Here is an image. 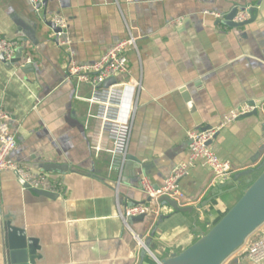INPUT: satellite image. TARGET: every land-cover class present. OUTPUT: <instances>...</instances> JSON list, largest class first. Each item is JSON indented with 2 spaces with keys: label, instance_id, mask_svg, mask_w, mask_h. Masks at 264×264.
Returning <instances> with one entry per match:
<instances>
[{
  "label": "crops",
  "instance_id": "0c3cea01",
  "mask_svg": "<svg viewBox=\"0 0 264 264\" xmlns=\"http://www.w3.org/2000/svg\"><path fill=\"white\" fill-rule=\"evenodd\" d=\"M55 12L67 22L75 64L96 62L129 32L137 38L127 56L141 90L123 165L112 164L107 151L91 150L98 127L81 99L91 89L65 78L70 58L47 26ZM241 12L246 18L236 22ZM0 38L18 43L14 63L0 58V108L17 142L11 159L59 185L51 201L24 189L14 174L0 173V264H7L6 222L36 241V264H138L139 241L156 220L129 225L118 212L148 202L138 186L142 177L160 188L187 160L189 131L216 130L209 148L233 174L264 158V115L222 124L231 109L264 103V0H47L40 14L30 0H0ZM27 57L32 70L24 69ZM46 164L67 165L68 172H44ZM226 180L213 182L205 162H196L179 181L182 207L199 206ZM240 195H226L194 216L163 208L167 219L154 235V256L187 248L199 228L215 224ZM244 249L223 264H252ZM144 264L155 261L150 256Z\"/></svg>",
  "mask_w": 264,
  "mask_h": 264
},
{
  "label": "built area",
  "instance_id": "2783aa9c",
  "mask_svg": "<svg viewBox=\"0 0 264 264\" xmlns=\"http://www.w3.org/2000/svg\"><path fill=\"white\" fill-rule=\"evenodd\" d=\"M45 0H30L33 11L37 14L44 13ZM132 3L133 0H125ZM216 19H220L218 13H208ZM246 18L245 13H238L236 22H242ZM51 22L58 29L54 33L58 45L70 58L65 68V78L75 82L77 87L86 85L90 87L91 93L88 98H81L88 104L87 118L94 120L98 127L97 142L91 146V150L98 154L107 151L112 157V164L117 159L123 165L128 147L133 113L136 104V96L141 90L138 80L131 78L129 69L128 52L137 49V38L128 33V37L108 49L96 62L92 64H75L71 60V40L68 25L65 19L57 12L51 16ZM18 43L14 40L0 38V57L11 62ZM25 64H31L30 57L25 58ZM126 77L125 80L119 79ZM114 79V82L103 86V83ZM256 111L264 115V103H243L231 109L222 118V124L232 123L239 117ZM10 116L0 108V173L8 172L24 181L29 189L57 193L59 185L52 182L47 176H36L29 170L21 167L11 159L12 152L16 149V136L10 129ZM216 130L207 129L203 131H189L187 133L188 154L184 163L176 165L160 188H154L148 178L139 180L140 191L149 199L147 203L133 205L118 212L119 218L126 222L128 218L146 215L155 220L162 213L163 208L159 199L166 197L182 206L183 195L179 189V181L188 174V170L198 161H204L209 167L213 182L228 179L234 170L230 164L221 161L210 150L208 143L212 141ZM102 140L111 143V148L105 150ZM257 231L255 237L247 246H243L244 257L253 264H264V225ZM256 231V232H257ZM137 241H139L136 238ZM246 243V242H245ZM140 249L143 241H139ZM245 245V244H244ZM241 248V249H242Z\"/></svg>",
  "mask_w": 264,
  "mask_h": 264
},
{
  "label": "water",
  "instance_id": "95a60500",
  "mask_svg": "<svg viewBox=\"0 0 264 264\" xmlns=\"http://www.w3.org/2000/svg\"><path fill=\"white\" fill-rule=\"evenodd\" d=\"M47 0L44 1L46 7ZM237 14V13H236ZM47 26L54 32H58L55 25L47 23ZM4 60L2 57H0ZM11 64L14 63L12 60ZM24 69H30L31 64H26ZM114 82L110 79L103 83L107 86ZM254 111L238 119L256 116ZM210 145V143H208ZM44 172L64 174L68 172L67 165L46 164ZM18 179L19 184L33 193L36 197L54 201L59 194L47 191L29 189L28 185ZM241 192L234 205L215 223L206 224L199 228L196 240L187 248L179 252L166 251L160 258L154 255V235L167 216L160 213L152 227L149 237L144 239L143 247L140 249L138 264H144L147 257H152L155 264H223L232 254L240 250L247 239L264 225V158L254 168L232 174L226 181L212 187L204 201L197 207L178 206L175 201L166 197L159 199L162 208L171 209L173 213L196 215L206 206L226 196ZM149 201V199H148ZM146 215L128 218L129 225L135 222H143ZM193 223L196 218L193 217ZM4 241L6 248L7 264H36V241L28 239L21 228L12 227L8 222L4 224ZM244 259H246L244 257ZM247 260V259H246ZM249 261V260H247ZM250 262V261H249ZM252 263V262H250ZM253 264V263H252Z\"/></svg>",
  "mask_w": 264,
  "mask_h": 264
}]
</instances>
